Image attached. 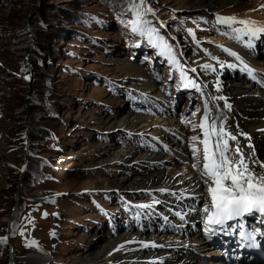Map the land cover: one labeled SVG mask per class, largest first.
Wrapping results in <instances>:
<instances>
[{
    "label": "rangeland",
    "instance_id": "1",
    "mask_svg": "<svg viewBox=\"0 0 264 264\" xmlns=\"http://www.w3.org/2000/svg\"><path fill=\"white\" fill-rule=\"evenodd\" d=\"M225 19L264 30V0H0V264L131 263L117 251L149 235L133 232L128 201L140 208L167 188L210 196L190 167L147 152L156 122L173 121L142 116L135 104L152 103L129 87L162 96L155 83L183 66L178 39L194 64L210 67L205 86L215 95L246 91L264 103L263 92L230 80L226 55L256 70L264 60L214 47L235 39ZM256 153L264 161V142ZM210 249L198 251L214 258ZM157 252L145 256L165 258Z\"/></svg>",
    "mask_w": 264,
    "mask_h": 264
},
{
    "label": "snow or ice",
    "instance_id": "2",
    "mask_svg": "<svg viewBox=\"0 0 264 264\" xmlns=\"http://www.w3.org/2000/svg\"><path fill=\"white\" fill-rule=\"evenodd\" d=\"M221 22L229 23L230 21L222 20ZM241 23L247 22L242 21ZM136 30L137 28L134 26L133 31ZM250 31L252 35H255L264 30L254 29ZM223 118V116L220 117V119ZM207 122L208 116L205 115L200 128L204 129ZM210 127L218 139L214 150L210 152L209 131L205 130L201 175L210 179L214 185L207 189L211 197V207L214 209L207 218L208 223L223 225L225 222L241 217L245 213L264 216V173L258 174L250 170L239 148H236V160L233 161L227 155L230 147L227 139H224L221 144V139L229 136V134L224 131L222 126L217 132L215 122H212ZM231 139L235 140V136H232ZM198 151V149L193 148L194 154H198ZM217 153H219L218 156ZM197 166L196 164L193 165L194 168ZM260 166L264 167V164ZM205 211L207 212L208 209L205 208Z\"/></svg>",
    "mask_w": 264,
    "mask_h": 264
},
{
    "label": "bare ground",
    "instance_id": "3",
    "mask_svg": "<svg viewBox=\"0 0 264 264\" xmlns=\"http://www.w3.org/2000/svg\"><path fill=\"white\" fill-rule=\"evenodd\" d=\"M246 60H243V61L246 62ZM247 61H249V60H247ZM253 66H255V65L253 64ZM256 71H260V72H258V74H262L264 72V70H256ZM227 83H229V82H227ZM236 93L237 92L229 93L225 96H221L223 98L231 97L230 102L233 103L231 115L236 118L235 119L236 121L238 120L236 117L237 109L239 111L242 110V112L244 114L243 117L245 116V118L243 119L241 129H237V124H234V123L230 124L228 127H226V129H227L226 132L229 134V136H226V139L230 144V147L228 150V155L230 156V158L233 159V161H235L236 160V148H239V150L241 151V153L245 157V161L248 164L249 169L254 171L255 173L259 174L260 171L255 164L256 161L254 160L253 155L257 151L259 146L264 142V136L262 135V133L260 134V132H259V131H261L262 128H264V119H262V118H264V103L254 102L252 98H249L248 95L245 94L246 91H242V92H240V94H236ZM231 95H233V96H231ZM247 108H249V109L247 110ZM247 121H251V122H247ZM175 122L176 121H173L171 123V126H178L179 125ZM245 122H247V123H245ZM250 135L252 136L251 141H249ZM232 136H235V140L231 139ZM250 145H251V148H250ZM251 160H252V162H251ZM194 164H196L198 166L194 168L193 167ZM252 164H255V165L252 166ZM190 169L193 171L194 174L199 175V172H202V165H199L198 162H194L191 164ZM150 180H152V178H150ZM166 186H167V184H166ZM209 201H211L210 198H209ZM166 245H169V244H166ZM137 247H141V246L136 245V247H133V246H127L124 248L122 247V249L117 251L121 254L118 253L119 255H116V258L120 259V261H121V258L122 259H128V260L132 261L131 263L126 262V264H134V262H136V261L142 262L145 260L146 262H148V261L152 260L151 257L148 258V256L147 257L145 256V252L147 249H143V248L138 249ZM134 248L135 249L137 248V249L129 251V250L134 249ZM134 251H140V253H132L131 255H126V253L134 252ZM155 251L157 252V250H155ZM165 254H166L165 252H160L159 256H165ZM160 260H164V259H160ZM109 261H110V259H109ZM109 261L107 262V264L109 263ZM172 261H176L178 264H198L200 262V260H198L197 258H189V259L184 258V259H182L178 255H176L175 259ZM116 262L118 263L119 261L116 260ZM208 263L214 264L215 261L208 262Z\"/></svg>",
    "mask_w": 264,
    "mask_h": 264
}]
</instances>
